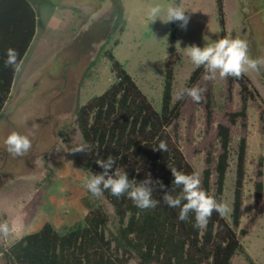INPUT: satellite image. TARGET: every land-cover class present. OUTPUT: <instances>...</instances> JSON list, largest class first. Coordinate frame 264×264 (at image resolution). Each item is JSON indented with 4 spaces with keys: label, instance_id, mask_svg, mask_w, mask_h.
I'll return each instance as SVG.
<instances>
[{
    "label": "rangeland",
    "instance_id": "obj_1",
    "mask_svg": "<svg viewBox=\"0 0 264 264\" xmlns=\"http://www.w3.org/2000/svg\"><path fill=\"white\" fill-rule=\"evenodd\" d=\"M29 1L37 13L36 33L0 116V222L8 221L14 229L8 238L0 237V245L10 246L46 223L65 233L83 225L95 208L107 213L108 233H115L120 223L112 204L104 195L93 197L83 186L90 176L84 169L87 151H71L86 147L77 128V110L116 82L112 63L105 55L108 50L155 109L162 110L171 33L166 7L173 0H121L122 20L117 18L119 0ZM157 5L162 11L153 22L147 10ZM180 7L189 16V23L184 30L178 21L180 60L174 70L173 105L178 101L176 94L186 88L197 68L182 50L191 45L203 48L204 36L208 42L221 36L216 0H181ZM224 8L228 37L245 40L251 58L264 57V0H224ZM244 75L255 95L248 104L247 127L241 121L229 123L230 114L242 107L241 85L234 83L230 92L228 78L217 74L215 80H206L204 73L195 85L203 89L202 101L196 103L188 97L169 130L200 177L208 167V153H213L211 183L215 194L214 169L221 151L218 126L231 127L232 156L222 202L230 209L225 218L232 226L237 153L241 139L246 138L241 222L234 226L243 250L232 264H264V194L259 199L255 190L258 179L264 184V70ZM207 103L213 111L211 125L207 124ZM33 124L39 126L34 128ZM13 131L31 141L32 147L24 156L14 157L6 150L4 141ZM261 163L263 176L258 178ZM262 205V213L255 218ZM0 264H5L1 254Z\"/></svg>",
    "mask_w": 264,
    "mask_h": 264
},
{
    "label": "trees",
    "instance_id": "obj_2",
    "mask_svg": "<svg viewBox=\"0 0 264 264\" xmlns=\"http://www.w3.org/2000/svg\"><path fill=\"white\" fill-rule=\"evenodd\" d=\"M221 36L228 37L224 0H216ZM180 6L181 0H173ZM117 18L122 20L124 7L116 3ZM37 13L29 0H0V116L10 97L16 72L5 67L7 49H15L20 65L36 33ZM178 21L171 22L169 56L165 66V82L162 110L157 111L147 95L138 86L132 75L115 54L108 50L106 57L112 63L117 80L103 94L80 106L77 110V128L87 147L84 169L89 175L103 172L96 159L116 158L111 171L119 168L127 172L130 180L137 183L151 174L153 182L159 180L166 190L173 187L174 177L170 168L185 174L197 173L185 157L175 136L169 128L177 122L187 96L174 105L173 83L175 66L180 60L176 41ZM205 73L203 67L196 68L186 88L197 84ZM229 91L234 83L242 87V107L231 113L229 123L240 121L247 127L248 104L255 95L250 91L248 79L243 74L236 79L228 77ZM207 124L211 125L213 111L207 103ZM177 128V125L175 126ZM221 151L217 157L216 193H212L211 165L213 153L207 155V165L200 177L203 189L218 202L223 201V192L232 156L231 127L220 124L217 131ZM160 141H165L167 151L153 150ZM247 140L242 138L237 153L236 186L232 221L240 225L245 180ZM260 164L258 178H262ZM198 174V173H197ZM152 198L161 202L153 209L141 210L123 195L119 198L105 190L103 195L114 207L120 226L115 233H108L109 217L101 208L91 209L79 225L60 233L51 223H46L36 232L26 234L10 246L0 245V254L5 264H232L236 254L243 250L239 235L225 216L213 212L207 227H194V214L187 221H179V209L162 202L164 190L152 186ZM259 199L264 194L261 179L255 183ZM180 189L176 188L174 193ZM263 205L256 211L260 216ZM254 218V220H255ZM253 220V221H254ZM243 234L247 231L243 230Z\"/></svg>",
    "mask_w": 264,
    "mask_h": 264
},
{
    "label": "clouds",
    "instance_id": "obj_3",
    "mask_svg": "<svg viewBox=\"0 0 264 264\" xmlns=\"http://www.w3.org/2000/svg\"><path fill=\"white\" fill-rule=\"evenodd\" d=\"M161 7L150 6L147 10L148 17L154 22L161 14ZM185 10L171 3L166 7L167 23L180 21L181 29L186 30L189 23V16L185 15ZM205 46L203 48L196 45L185 47L182 51L189 58L191 63L197 68L203 67L206 80H215L217 74L220 78L233 77L236 79L248 71L259 72L264 70V57L251 58L249 56L248 44L240 38L222 37L215 42L209 41L207 36L203 37ZM179 44V42L177 43ZM18 53L15 49L9 48L6 52L5 67H12L15 71H19L20 65L17 63ZM203 89L198 86L184 88L176 94V99L181 100L185 96L191 98L193 102L200 103L202 101ZM38 124H33L37 128ZM4 144L7 152L14 157H21L27 154L31 147L30 139L15 131L11 132L5 139ZM86 147H77L72 152L87 151ZM161 152L167 151L165 141H160L157 148L153 149ZM88 152V151H87ZM95 163L103 169L100 174H92L83 182L84 188L92 194L93 197H102L105 190L119 198L123 195L133 202L134 206L141 209H153L161 202L152 198V186L158 185L161 190H164L162 202L174 209H179L178 220L187 221L189 213L194 214V227L205 229L213 214L218 213L221 217L228 214L229 207L218 202L214 197L210 196L202 187L200 176L197 173L185 174L176 168H170L171 174L174 177L172 189L166 190L163 183L159 180L153 182L151 174L137 183L136 180H130L126 171L115 168L111 171L115 164L116 158L109 155L107 158L96 159ZM180 191L174 193L175 189ZM13 227L8 221L0 222V237L8 238L13 232Z\"/></svg>",
    "mask_w": 264,
    "mask_h": 264
}]
</instances>
